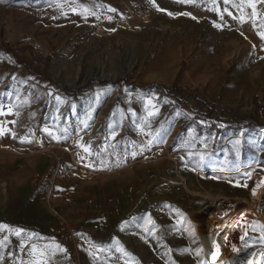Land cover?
<instances>
[{
	"label": "rangeland",
	"instance_id": "obj_1",
	"mask_svg": "<svg viewBox=\"0 0 264 264\" xmlns=\"http://www.w3.org/2000/svg\"><path fill=\"white\" fill-rule=\"evenodd\" d=\"M31 2L0 0V264H35V230L51 264H229L231 208L224 244L264 246L240 201L264 191V0H123L112 27L46 33Z\"/></svg>",
	"mask_w": 264,
	"mask_h": 264
},
{
	"label": "crops",
	"instance_id": "obj_2",
	"mask_svg": "<svg viewBox=\"0 0 264 264\" xmlns=\"http://www.w3.org/2000/svg\"><path fill=\"white\" fill-rule=\"evenodd\" d=\"M34 5L36 14L35 23L40 28L41 33L59 29H80L90 23L101 25L105 28L112 27L116 18L120 17L123 0H28ZM254 7H247L250 10ZM123 10V9H122ZM38 15V16H37ZM19 30L22 26L17 25ZM22 35L27 34L25 31ZM38 32H35L36 34ZM71 187V186H70ZM26 230H30L27 228ZM34 230V229H31ZM34 235L35 244L30 247L27 257L28 262L35 264H51L52 248L50 244H55L54 239H47L44 233L36 231ZM27 239L24 242H27ZM57 240V239H56ZM76 242L81 243L79 236Z\"/></svg>",
	"mask_w": 264,
	"mask_h": 264
},
{
	"label": "bare ground",
	"instance_id": "obj_3",
	"mask_svg": "<svg viewBox=\"0 0 264 264\" xmlns=\"http://www.w3.org/2000/svg\"><path fill=\"white\" fill-rule=\"evenodd\" d=\"M185 187L187 188L186 185ZM260 191H261L260 193L254 196L253 202L240 199V201H244L246 203L245 207L248 210L246 213L251 216V221H250L251 223L249 225L250 228L253 227V225L256 223V220H260L261 222L264 223V205H262L264 203V191L263 190ZM210 199L214 204L213 206L218 207V204H220L218 203V200L213 196H211ZM240 201H234L233 205L237 204ZM230 210L233 213L226 215L224 219H218L215 217L213 221L211 220L212 223L215 225V229L221 234V238H220L221 246L229 251L228 252L229 255L227 257L228 263L229 264H264V246L257 245L256 247L251 249L239 250L238 248L233 249L224 244L225 240L223 239V237L225 235L223 236V234L228 228L230 229L232 227L233 215L235 214L234 208H231ZM232 250L237 251L236 254H234V251Z\"/></svg>",
	"mask_w": 264,
	"mask_h": 264
},
{
	"label": "trees",
	"instance_id": "obj_4",
	"mask_svg": "<svg viewBox=\"0 0 264 264\" xmlns=\"http://www.w3.org/2000/svg\"><path fill=\"white\" fill-rule=\"evenodd\" d=\"M28 69L33 74H35L34 73L35 71L31 66H28ZM159 89H161L166 95H169L170 98L172 99L171 101L174 102V104L176 103L177 106L179 107L181 106L180 105L181 101L178 100L179 97L174 96L175 92L169 91L165 87H160ZM197 115H198L197 117L198 119L196 121V124L198 125V127L206 132L207 131L214 132L218 136L223 135V133L228 131H238L241 129H247L253 127V125L248 124L242 119H238V120L230 119L227 114L218 116L216 118L209 117L208 115H199V114Z\"/></svg>",
	"mask_w": 264,
	"mask_h": 264
},
{
	"label": "built area",
	"instance_id": "obj_5",
	"mask_svg": "<svg viewBox=\"0 0 264 264\" xmlns=\"http://www.w3.org/2000/svg\"><path fill=\"white\" fill-rule=\"evenodd\" d=\"M49 233L53 237L64 243H68L71 239V236L69 234V229L67 225L63 222L56 224L53 227H50ZM72 264H74V262Z\"/></svg>",
	"mask_w": 264,
	"mask_h": 264
}]
</instances>
